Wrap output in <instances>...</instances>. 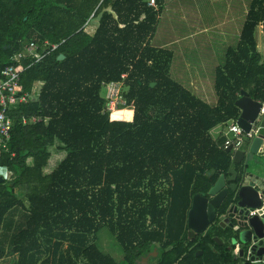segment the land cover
Instances as JSON below:
<instances>
[{"label": "trees", "instance_id": "obj_1", "mask_svg": "<svg viewBox=\"0 0 264 264\" xmlns=\"http://www.w3.org/2000/svg\"><path fill=\"white\" fill-rule=\"evenodd\" d=\"M164 5L0 0V77L8 66L23 69L19 95L29 96L7 112L12 139L0 156V230L10 226L14 211L23 215L8 238L15 264H143L146 257L148 264L245 261L234 254L231 228L216 225L190 236L187 214L195 194L208 196L220 176L229 177L232 153L224 148L225 137L215 139L212 131L238 120L242 91L264 102V54L257 39L261 27L264 40V0H251L238 44L215 69V106L174 81L173 52L152 45ZM92 15L98 25L90 35ZM32 42L34 56L17 64L15 55ZM36 82L43 83L37 97ZM112 82H122L133 111H108L101 91ZM103 229L117 242L119 261L100 250ZM223 235L231 239L229 251L212 240Z\"/></svg>", "mask_w": 264, "mask_h": 264}, {"label": "water", "instance_id": "obj_2", "mask_svg": "<svg viewBox=\"0 0 264 264\" xmlns=\"http://www.w3.org/2000/svg\"><path fill=\"white\" fill-rule=\"evenodd\" d=\"M63 58L61 55L59 60ZM236 105L240 109L238 125L245 132H249L254 125L259 128L258 135L252 141H247L250 144L248 151L239 149L233 152L231 147L226 149L227 153H234L230 177L220 176L207 197L200 194L192 197L187 227L193 233L203 234L211 224L218 223L220 228L227 225L237 234L232 243L239 242L243 246L239 257L246 256V261L241 264H256L264 260V209L254 216L249 213L260 209L264 200V114L260 115L262 103L251 99L245 91L241 92ZM237 164L242 166L240 174L234 170ZM0 182H3L1 177ZM230 197L232 202L226 213L220 214V209ZM215 241L220 243L218 238ZM153 256L156 257L157 253L154 252ZM148 259L144 258L143 264H148Z\"/></svg>", "mask_w": 264, "mask_h": 264}, {"label": "crops", "instance_id": "obj_3", "mask_svg": "<svg viewBox=\"0 0 264 264\" xmlns=\"http://www.w3.org/2000/svg\"><path fill=\"white\" fill-rule=\"evenodd\" d=\"M164 3L166 5V0H164ZM97 25H98V20L96 22V25H92V20H91L86 26V32L90 35H93L97 29ZM225 25L226 26H224L222 29H219L215 25H212L208 28H205L204 30H201L200 32L191 33L192 37L195 39L194 40L195 44H193L192 42L191 44L192 47L189 50L190 54H188V50L185 49L184 52L182 53L180 51L181 49L176 47L178 45V41L175 39L167 40V41H159V44H155L154 42L156 40V32L152 39V45L154 47L170 50L174 54L170 69L171 78L177 83L181 84L184 88L188 89L190 92H192L194 95H196L204 102L211 101V96L210 97L207 96L206 93L207 91L208 93L212 92V96L213 93L215 94L214 73L216 67L224 64L225 53L227 49L236 46L240 39L241 32L238 34V30H237L236 33L234 34L232 33L231 27L229 25V19H227ZM257 39H258V48L260 52L264 54V52L261 51L262 45L260 43V39L258 37ZM193 45H194L195 53H193L192 51ZM204 50H206L211 63L210 71L207 74H205L203 71L206 66L205 63L206 60L203 59L201 52ZM42 86H43L42 82H36L33 86L34 92L33 91L32 92L37 93L38 95ZM205 86L208 88H206ZM37 95L35 96L37 97ZM216 103H217V98L216 100H214V104L212 106H215ZM225 126L226 125L218 126L212 131V133H214L213 137L215 139L224 136L223 133L226 130ZM249 148H250V144H248L247 142L244 143L242 146V149H245L247 151L249 150ZM233 154L234 153H232V158H233ZM64 156H65L64 153L56 155V157H58L56 163H53L51 167L48 166V168H46L44 172L45 173L50 172L52 170L51 168L54 167L55 164L60 162L64 158ZM234 170L240 174L242 171V166L237 164L234 166ZM9 173L12 172H8V177H9ZM21 214L22 213L19 211H14L9 216L10 226L6 227L3 225L1 227L0 250L4 253V255L0 259V264H15L17 256L11 252L10 244H9L10 240L8 238L11 237V234L13 233L12 225L17 224L21 220L20 217L23 218V215ZM226 228L229 227L226 225ZM235 246L237 247V249L234 250V254L237 255L238 253L239 255L240 249L243 246L239 242L235 243ZM244 259L246 261V256L244 257Z\"/></svg>", "mask_w": 264, "mask_h": 264}, {"label": "rangeland", "instance_id": "obj_4", "mask_svg": "<svg viewBox=\"0 0 264 264\" xmlns=\"http://www.w3.org/2000/svg\"><path fill=\"white\" fill-rule=\"evenodd\" d=\"M250 3L251 0H166V5L156 27V40L154 43L159 44V41L175 39L178 41L176 47L181 49L182 53L185 49L190 54L189 50L192 47V42L195 44V39L191 33L200 32L212 25L222 29L226 26L227 19H229L232 33L234 34L238 30L239 34L245 23ZM96 22L97 20L92 19V25H96ZM257 37L260 39L262 45L261 51L264 52L261 27L257 30ZM192 51L195 53L194 45ZM201 54L203 59L206 60V66L203 71L207 74L210 71V59L206 50L202 51ZM33 92V95H37V93ZM107 92L108 89L103 88L101 96L106 98ZM110 92H114V87L110 88ZM206 93L208 97L211 96V101H206V103L212 106L214 100H216V95L213 93L212 96V92L208 93V91ZM116 101L118 99L113 100L112 106L115 105ZM57 160L58 157L55 155L50 161L49 166L51 167ZM98 246L104 254L112 256L117 261L121 259L120 248L113 236L106 229H103L99 233Z\"/></svg>", "mask_w": 264, "mask_h": 264}, {"label": "built area", "instance_id": "obj_5", "mask_svg": "<svg viewBox=\"0 0 264 264\" xmlns=\"http://www.w3.org/2000/svg\"><path fill=\"white\" fill-rule=\"evenodd\" d=\"M104 1V0H102ZM149 7L156 8L157 0H145ZM94 17L92 15L91 19ZM57 45H53L52 49H56ZM37 49L35 43H30L26 47L25 51L15 55L13 60L20 64L22 60L28 56H34V53ZM42 57H38L40 60ZM23 69L11 65L6 67L0 77V156L3 153L9 151V145L12 139L13 131V121L8 116V111L13 107L19 104L27 102L28 95H19V86L21 81V74ZM126 75H123L122 78H125ZM114 87V92H110V88ZM105 89H108L106 94V100L108 101L107 109L110 112H115L118 109H127L134 110V103L128 104L127 100L122 96V82H112L105 86ZM115 105L112 106L113 100H117ZM264 114V102H262V108L260 110V115ZM226 130L223 133L225 137L224 148H232V151L242 149V146L247 141H252L257 137L259 128L253 125L252 129L249 132H245L236 121H231L226 124ZM12 173H9V177ZM264 209V200L262 201V206L260 209H254L250 211L249 215L254 216L258 213L259 210ZM256 264H264V260H259Z\"/></svg>", "mask_w": 264, "mask_h": 264}, {"label": "flooded vegetation", "instance_id": "obj_6", "mask_svg": "<svg viewBox=\"0 0 264 264\" xmlns=\"http://www.w3.org/2000/svg\"><path fill=\"white\" fill-rule=\"evenodd\" d=\"M204 196V195H203ZM207 197V196H206ZM221 210V209H220ZM216 225H218V223H214V224H211L207 229L206 231L203 233H207L209 232L210 230H213L214 227H216ZM219 226V225H218ZM222 230H226V228H221ZM190 231V230H189ZM190 236H194V235H197L196 233H193V232H189ZM215 238H218L220 240V243H218L217 241H215ZM212 240L214 242H217V244L225 249H227L228 251L231 249V239L226 237V235H223L222 237H219V236H214L212 237ZM198 254L202 255L203 252L202 251H197L196 255L198 256Z\"/></svg>", "mask_w": 264, "mask_h": 264}, {"label": "clouds", "instance_id": "obj_7", "mask_svg": "<svg viewBox=\"0 0 264 264\" xmlns=\"http://www.w3.org/2000/svg\"><path fill=\"white\" fill-rule=\"evenodd\" d=\"M128 115L131 116V112H129Z\"/></svg>", "mask_w": 264, "mask_h": 264}]
</instances>
